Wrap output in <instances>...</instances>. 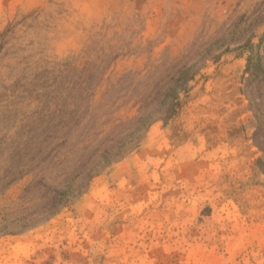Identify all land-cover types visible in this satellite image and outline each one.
<instances>
[{
	"label": "rangeland",
	"instance_id": "1",
	"mask_svg": "<svg viewBox=\"0 0 264 264\" xmlns=\"http://www.w3.org/2000/svg\"><path fill=\"white\" fill-rule=\"evenodd\" d=\"M0 264H264V0H0Z\"/></svg>",
	"mask_w": 264,
	"mask_h": 264
},
{
	"label": "trees",
	"instance_id": "2",
	"mask_svg": "<svg viewBox=\"0 0 264 264\" xmlns=\"http://www.w3.org/2000/svg\"><path fill=\"white\" fill-rule=\"evenodd\" d=\"M242 47H245V44ZM200 60H202V58ZM199 73L200 69L196 68L195 64L187 65L183 63L180 66L175 67V71L169 78L168 87L165 92L162 93V101H160L161 105L159 104V107L156 106L155 108L145 112H142L143 107L142 105H139L135 109L136 114L134 118L128 120L130 123H133L134 126L128 129L126 136L122 137L123 139L118 140L108 149H104L101 155L102 164H107L110 161L116 160L117 158L121 157L128 149V144H132L133 140L138 136V134H140L141 131H143L146 127H148V125L155 119L159 118L162 120H169L174 117L181 106L179 102V95L186 92L189 82L192 81L194 77ZM163 106H165L163 111H156L157 107L162 108ZM96 168L98 169V165L95 164V167H92V169L87 171L90 174V177L93 176V172L94 170H96ZM69 192V189H64L57 192L54 199L51 200L52 204L65 201L68 197L67 194ZM52 206L53 205H51L49 208H51Z\"/></svg>",
	"mask_w": 264,
	"mask_h": 264
}]
</instances>
